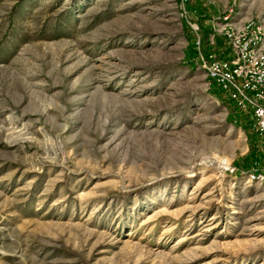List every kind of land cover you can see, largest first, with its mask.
<instances>
[{"label":"rangeland","instance_id":"obj_1","mask_svg":"<svg viewBox=\"0 0 264 264\" xmlns=\"http://www.w3.org/2000/svg\"><path fill=\"white\" fill-rule=\"evenodd\" d=\"M228 12L264 28V0H0V264H264L263 142L196 63Z\"/></svg>","mask_w":264,"mask_h":264},{"label":"built area","instance_id":"obj_2","mask_svg":"<svg viewBox=\"0 0 264 264\" xmlns=\"http://www.w3.org/2000/svg\"><path fill=\"white\" fill-rule=\"evenodd\" d=\"M221 36L229 53L217 48ZM197 34V65L205 76L222 91L235 107L250 116L252 128L259 135L264 148V28L259 22L231 20L230 12L212 22L204 51ZM245 180L264 188V163L243 172Z\"/></svg>","mask_w":264,"mask_h":264}]
</instances>
